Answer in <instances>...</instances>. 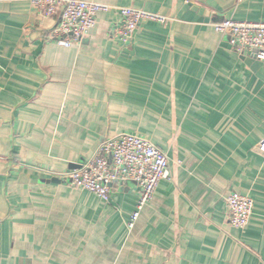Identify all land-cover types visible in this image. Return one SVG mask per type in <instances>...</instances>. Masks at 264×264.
<instances>
[{
	"label": "crops",
	"instance_id": "0c3cea01",
	"mask_svg": "<svg viewBox=\"0 0 264 264\" xmlns=\"http://www.w3.org/2000/svg\"><path fill=\"white\" fill-rule=\"evenodd\" d=\"M88 1L112 8L64 46L57 17L0 0V264H264V61L214 27L264 23V0ZM119 7L161 18L125 43ZM124 133L170 163L133 229L136 181L105 201L63 177ZM231 192L255 200L244 229Z\"/></svg>",
	"mask_w": 264,
	"mask_h": 264
},
{
	"label": "built area",
	"instance_id": "2783aa9c",
	"mask_svg": "<svg viewBox=\"0 0 264 264\" xmlns=\"http://www.w3.org/2000/svg\"><path fill=\"white\" fill-rule=\"evenodd\" d=\"M44 16L57 17L54 29L58 43L71 46L81 42L96 25L97 14L109 11L107 4L88 0H33ZM121 24L116 35L129 43L139 24L147 19L161 18L135 7H119ZM215 30L229 36L232 48L240 55L251 54L264 61V23L237 21L227 18L215 23ZM166 153L147 138L124 133L105 139L94 155L78 168L64 174L72 185L91 191L105 201L111 197L112 185L126 180L138 184V202L127 223L133 229L144 206L152 198L158 184L170 178ZM225 202L230 223L246 228L252 218L255 200L239 192H231Z\"/></svg>",
	"mask_w": 264,
	"mask_h": 264
},
{
	"label": "water",
	"instance_id": "95a60500",
	"mask_svg": "<svg viewBox=\"0 0 264 264\" xmlns=\"http://www.w3.org/2000/svg\"><path fill=\"white\" fill-rule=\"evenodd\" d=\"M54 181H57V182H59V179H56V178H55V179H54Z\"/></svg>",
	"mask_w": 264,
	"mask_h": 264
}]
</instances>
